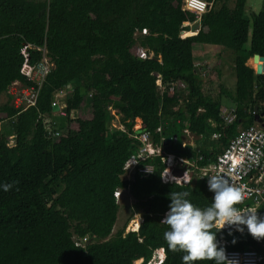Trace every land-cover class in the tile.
Listing matches in <instances>:
<instances>
[{
	"label": "trees",
	"instance_id": "obj_1",
	"mask_svg": "<svg viewBox=\"0 0 264 264\" xmlns=\"http://www.w3.org/2000/svg\"><path fill=\"white\" fill-rule=\"evenodd\" d=\"M183 1L0 0V123L12 120L14 137L10 143L0 132V184L12 185L0 189V264H149L157 250L164 251L162 264H182L184 253L168 251L163 239L168 226L160 220L170 192L187 191L194 205H209L207 178L162 182L164 162L151 157L132 180H124L123 168L140 147L136 134L148 131L158 145L179 128L201 138L218 134L207 139L209 149L182 148L202 167L240 129L260 125L255 117L264 115V74L247 65L254 55L264 56V7L246 17L248 0H235L233 8L227 0H208L214 7L197 22ZM199 45L221 46L235 55L231 122L221 94L211 96L210 84L202 80L206 75L195 57ZM140 50L154 57L141 59ZM44 57L53 68L35 105L18 110L10 95L3 103L13 83L36 86L32 72ZM69 86L63 99L66 123L57 133L46 116L55 113L56 94ZM218 88H223L219 81ZM86 96L88 112L71 119L86 105ZM112 109L122 129L113 127ZM147 166L151 172L144 171ZM118 189L129 191L133 213L113 234ZM136 213L143 222L126 233ZM217 239L226 252L253 248L264 254V238L246 230L233 229L229 236L221 229Z\"/></svg>",
	"mask_w": 264,
	"mask_h": 264
},
{
	"label": "built area",
	"instance_id": "obj_2",
	"mask_svg": "<svg viewBox=\"0 0 264 264\" xmlns=\"http://www.w3.org/2000/svg\"><path fill=\"white\" fill-rule=\"evenodd\" d=\"M212 6L213 3L208 0L183 1L184 9L191 12L197 22L204 14L210 11ZM147 33L146 29H143L141 32L142 35H146ZM139 57L141 59H152L154 54L147 50H140ZM52 68L53 64L47 57H44L43 62L32 72V80L37 82L36 86H25L19 82H15L11 85L8 94L11 96V103L16 109L24 111L35 105L39 89ZM68 90H71L70 86ZM59 95H64V92L60 91L57 97ZM62 104L65 107V102L58 101L55 96L53 106H58L60 110L62 109ZM231 110L232 112L234 111V109ZM111 114L116 120L113 122V127L122 129L123 126L120 122L121 118L117 111L112 109ZM233 119L234 115L230 118L226 117L227 122H231ZM140 124L137 125L135 128L136 130L140 128ZM157 131H160V129H157ZM135 138L140 142V147L138 152L131 156L123 168L125 172L122 178L124 180L128 182L132 180L139 164L147 160V158L160 157L166 167L164 170L165 174L167 173L166 175L176 177L173 179L177 182L183 183L188 181V178L195 177L201 180L210 175L221 174L224 175L233 186L242 188L244 195L242 202L245 204L243 208H258L259 214L261 207H264V129L261 128L260 125H253L240 129L238 134L231 139L227 148L222 150L215 160L209 161L202 167L191 163L186 156L168 152L162 143V140L166 137L162 138L161 145L153 142L152 134L148 131L137 133ZM212 138L218 139L219 135L214 134ZM185 146L186 143H183L182 148L185 149ZM191 146L193 148L198 147V145L194 144ZM169 157H171V159H169ZM177 170L182 171L181 177L175 174ZM140 171H143V169ZM144 171L151 172L152 167L147 166ZM123 192L124 191L121 189L115 192L117 201H119ZM134 218L139 220V223L136 224V228L132 230L129 229L128 231H138L143 221L140 215H135ZM226 258L233 260L232 264H260L264 259V254L256 249L250 248L244 251H228L226 252Z\"/></svg>",
	"mask_w": 264,
	"mask_h": 264
},
{
	"label": "clouds",
	"instance_id": "obj_3",
	"mask_svg": "<svg viewBox=\"0 0 264 264\" xmlns=\"http://www.w3.org/2000/svg\"><path fill=\"white\" fill-rule=\"evenodd\" d=\"M171 159V157H169ZM167 174V173H166ZM160 175L162 182H177L176 177ZM187 183V181H185ZM207 190L212 193L211 202L205 207L194 205L187 191H175L168 194L169 204L160 223L167 225L163 239L170 252L184 253L182 264H196L197 261H210L211 264H232L226 258L224 246L217 239V233L226 229L229 236L233 229L253 238H264V213L258 214V208H241L244 199L241 187L233 186L221 174L207 176ZM11 184H0L7 191ZM218 231H213V228ZM235 243V239L232 241ZM154 264H162L165 259L163 250ZM143 262V261H142ZM152 264V263H149Z\"/></svg>",
	"mask_w": 264,
	"mask_h": 264
},
{
	"label": "rangeland",
	"instance_id": "obj_4",
	"mask_svg": "<svg viewBox=\"0 0 264 264\" xmlns=\"http://www.w3.org/2000/svg\"><path fill=\"white\" fill-rule=\"evenodd\" d=\"M234 3H235V0H227V5L230 8H233ZM213 7H214V3H213ZM263 7H264V0H248L247 9H246L247 10L246 17H249L251 13H254V12L258 13L259 11H261ZM197 51L198 53H195V57L197 61L201 63L200 65H197V66L202 67L203 68L202 73L206 75V76H202L203 82L210 84L209 88L211 89L210 91L211 96L215 97L217 96V94L219 93L221 94L222 100H223V106L225 110L224 113L228 118L232 117L233 112L231 108L233 106H232L231 100L235 93V80H236L235 73H234V57H235L234 53L230 50L222 49V51L219 52L218 55H216V57L214 58V57L208 56V54H211V52H208L207 49L198 48ZM209 64H213L216 72L213 71V68L210 70L207 68ZM247 65L253 68L254 70L256 68V64H253L252 58L248 59ZM217 72L220 76L219 80H217ZM218 81L219 83L223 85L222 89L218 88ZM179 87L185 90V86L183 84H180ZM68 92L69 90L67 91L64 90V95L62 96L59 95L57 97V94L59 93L58 92L56 94L57 100L60 102L63 101L65 94H67ZM8 95L9 94H4L2 96L1 99L3 103H5L8 100ZM86 99H87L86 105L83 104V108L81 110L72 112L70 116L71 119L77 118L80 115H84L86 114V112H88V105H89L90 99L87 96H86ZM61 107L62 109L56 111L55 113H52V115L50 116H46L47 123L50 126L49 128L51 129V131H58L57 133L60 132L62 125L63 124L65 125L66 123V117L63 111V108H64L63 104L61 105ZM3 118H5V115H3ZM263 119H264V115H263ZM140 122L141 120L139 119L136 120L137 125ZM0 132H3L8 138L9 142L12 143L14 141L13 140L14 138L13 137V121L10 119L3 120L2 123H0ZM175 138H176V141H175ZM164 139L162 140V143ZM207 139L212 140L213 138L212 137H207V138L196 137L192 135L188 130H185L182 133L181 129L179 128L177 129L176 134L173 135V138H172L173 148L176 150L175 151L176 154L181 155V156H186L188 154L182 150L183 143H186L187 149L193 150L191 148L192 144L203 146L205 143H207ZM202 148H208V146H204ZM190 155L191 154H189L188 157H190ZM197 181H198V178L195 177L193 179V182H197ZM133 203L134 201L131 195L129 194V191L125 190L122 193V196L118 201L120 208L117 214V220H116L113 234L121 230L126 225L127 221L132 217ZM135 215L137 216L140 215L141 218L143 219L141 213H136ZM135 221H139V220H136V218H134L133 220L129 222V224L126 227V233L128 232L129 229L132 230L135 227V224H134ZM160 254H162L161 251L155 252L154 257L152 258V262H151L152 264L157 262V259L160 257ZM142 263H143L142 260H139V261H135L134 264H142Z\"/></svg>",
	"mask_w": 264,
	"mask_h": 264
},
{
	"label": "water",
	"instance_id": "obj_5",
	"mask_svg": "<svg viewBox=\"0 0 264 264\" xmlns=\"http://www.w3.org/2000/svg\"><path fill=\"white\" fill-rule=\"evenodd\" d=\"M252 62L253 64H256V68H255V73L257 75H263L264 74V56H260V55H254L253 58H252ZM214 66L213 64H209L208 65V69H212ZM201 71L203 72V68L201 69ZM256 111L258 110V108H255ZM59 110V107L58 106H53L52 107V111L53 112H56ZM255 121L258 123V124H262L264 126V119H263V114L260 116H256L255 117ZM163 145L165 146V148L170 152L172 153L174 151L173 149V145H172V139L170 137H167L164 139L163 141ZM199 151V149H197ZM190 158L191 159H194V154H191L190 155ZM175 174L179 177L182 176V171L181 170H177V172H175Z\"/></svg>",
	"mask_w": 264,
	"mask_h": 264
},
{
	"label": "crops",
	"instance_id": "obj_6",
	"mask_svg": "<svg viewBox=\"0 0 264 264\" xmlns=\"http://www.w3.org/2000/svg\"><path fill=\"white\" fill-rule=\"evenodd\" d=\"M198 48L200 49V48H203V49H207V51L208 52H211V54H208V56H211V57H216V55H218V53L219 52H221L222 51V49H224L223 47H221V46H210V45H199L198 46ZM198 50V49H197ZM201 52V51H200ZM207 52V53H208ZM197 53H198V51H197ZM197 64L198 65H200L201 63L198 61L197 62ZM231 109H233V108H231ZM223 111H225V110H223ZM212 125H214V123H212ZM213 136V135H212ZM210 141H214V139H212V140H210ZM209 142V141H208ZM207 142V143H208ZM207 143H205L203 146H199L198 145V148H201V147H204V146H208V148H204V149H209L210 148V146H209V144H207ZM203 149V148H202Z\"/></svg>",
	"mask_w": 264,
	"mask_h": 264
}]
</instances>
